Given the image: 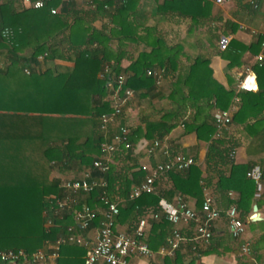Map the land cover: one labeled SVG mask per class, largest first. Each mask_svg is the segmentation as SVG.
Listing matches in <instances>:
<instances>
[{"label":"trees","instance_id":"trees-1","mask_svg":"<svg viewBox=\"0 0 264 264\" xmlns=\"http://www.w3.org/2000/svg\"><path fill=\"white\" fill-rule=\"evenodd\" d=\"M96 1L95 7L89 5L86 10L75 0H45L42 8L27 7L23 0H0V249H25L31 253L41 248L48 238L55 241L59 235L67 233V228L75 221L73 208H66L61 216L55 217L50 230L44 225L47 222V215L42 214L45 206L53 201V197L65 196L61 187L63 181L50 179V175L57 168L76 171L92 165L94 158L101 153V144L112 139V135L106 138L97 128L102 115L113 110L112 96L120 74L129 73L126 86L134 94H159L158 97L170 100L171 105V108L163 109L160 119H144L145 133L141 127L130 133L133 144L143 134L149 139H163L178 123L187 124L185 116L190 103L194 104L198 114L209 109L200 123L189 126L200 139L210 140L218 131L213 110L227 108L234 97L233 91L227 90L213 77L207 54L201 52L190 59L182 45L170 46L155 34V25H148L152 13L140 8L139 0ZM172 2L183 5L180 13L195 22L204 24L214 19L210 15L212 3L209 0H166L164 4ZM106 4L108 8H105ZM189 8L191 12L185 10ZM52 9L56 12L53 13ZM193 9L199 12H192ZM97 18L110 19V23L98 29L92 24ZM111 24L115 26L111 27ZM225 25L226 35L237 27L232 20ZM6 28L13 31L9 41L2 36ZM212 32L211 42L220 38L218 27ZM115 38L118 40L116 47L112 45ZM262 41L260 38L246 47L232 39L222 55L234 65L240 60L239 56L241 58L239 53L247 49L258 52L256 49L262 48ZM140 43H145L146 48L140 50ZM58 51L74 64L56 63ZM126 56L131 64L124 67L121 62ZM186 59L188 63H185ZM107 66L110 72L101 77ZM149 71L152 74H148ZM255 71L260 91L240 92L241 105L232 117L233 122H243L247 117L257 119L254 125L264 121L261 115L264 111V60L257 62ZM155 73L172 75L168 81V93L157 90ZM109 81H113L112 86L108 85ZM131 104L132 97L116 117L115 131L126 126V109ZM258 127L247 125V130L259 132L262 142L255 149L263 153L264 128L259 131ZM232 151L233 147H227L221 137L213 140L207 155V168L214 171L213 175L203 179L195 159V163L186 169H174L162 175V178H168L171 187L135 199L129 198L131 186L133 181L135 185L141 183L145 171L139 170L132 178L122 181L112 162L105 175L109 193L116 191L119 180L122 181L121 194L126 197V204L120 205L115 229L125 216L141 215L152 207L154 215L160 216L161 221H152V231L146 241L152 249L164 244L170 222L160 206L161 200L172 202L176 195L184 201L190 196L203 199L202 186L212 185L216 175L223 176L224 170L220 171L219 166L230 168L233 165ZM129 152L132 153L133 149ZM255 164L260 166L264 178V155L251 162L248 170ZM93 172L98 174V171ZM158 185L157 181L156 187ZM100 194L101 191L96 189L80 195L81 202L98 209L91 227L101 223L103 218L104 204ZM81 248L75 243L63 244L60 264H73L70 259L75 252L77 261L83 263L85 257L81 259L80 256L86 254V248ZM70 249L75 251L70 252ZM179 251L174 257H166L163 264H180Z\"/></svg>","mask_w":264,"mask_h":264},{"label":"crops","instance_id":"crops-1","mask_svg":"<svg viewBox=\"0 0 264 264\" xmlns=\"http://www.w3.org/2000/svg\"><path fill=\"white\" fill-rule=\"evenodd\" d=\"M79 2V7L88 9V4L85 0H75ZM166 0H139L140 8L152 13L149 18L148 25H155V34L161 36L168 45H182L185 51L193 59L195 55L199 53L207 54L210 60V67L213 71V77L222 84L227 90L233 91L234 97L227 108H217L213 110V114L218 110H228L231 112L232 117L235 112L240 109L241 105V91H253L258 93L260 91L257 74L255 71V65L257 64V56L263 52V49L257 48L258 52L246 50L243 53H239L238 63L231 65V60L222 55V51L226 49L232 39L237 40L242 45L249 47L256 43L260 38H263L264 33V0H225L223 3H218L216 0H209L212 3L211 17L214 18L212 22H204L201 24L195 22L188 15L180 13L183 5L180 3L164 4ZM172 1V0H169ZM260 7L257 8L256 6ZM165 8V10H163ZM186 11L190 8L185 9ZM188 12V13H189ZM192 12H199L198 9H193ZM110 19L97 18L92 23L94 27L102 29L105 23H110ZM232 20L236 25V29L233 32L224 34L226 29V22ZM211 23V24H210ZM115 26V24H111ZM219 28L220 38L211 42V33L213 29ZM212 28V29H211ZM256 31V33L253 32ZM7 40V39H6ZM9 41V40H8ZM221 41L226 43V47L221 46ZM112 45L116 47L118 40L115 38ZM140 50L146 48L145 43L138 44ZM256 48V47H255ZM138 53H135L137 56ZM1 59H5V56H1ZM39 59H44V56H39ZM185 61V60H184ZM55 62L66 66H72L74 62L65 56L61 51H58L55 57ZM185 63H188L186 59ZM122 66L127 67L131 64V60L128 56L123 58L121 62ZM249 71H253L256 76V88L254 90L240 89L239 82L244 78ZM160 84H158L157 90L163 93H168V81L170 76H163L159 73ZM165 82L167 84L165 85ZM156 92V91H155ZM160 93L163 94V93ZM154 93V91L152 92ZM159 95V94H158ZM158 95H140L134 94L132 96V104L126 109V126L130 129V132H134L138 127L143 129V133L146 131V122L144 119L151 117V119H160L164 110L171 108L169 104L170 100L164 97H158ZM112 99V98H111ZM193 103L188 104L186 111L185 123H178L163 139L160 140V145L150 152L149 148L154 145V139H149L144 134L140 137L137 143L133 144V152L128 153L124 149H120L113 155V168L116 171V175L125 181L126 178H132L133 173L143 170L145 176L149 173L150 169L155 167L158 163L165 162L171 159L176 154H185L194 157L196 163L202 171L203 179L208 175H213L214 171H209L207 168V155L211 141H215L218 138H222L227 147H233L232 157L233 165L225 167L220 165V171H223V176L213 177L212 185L204 186V181H200L203 188V199L198 200L195 196H190L186 199V202L193 208L200 210L204 201L205 192L209 191L213 197L217 208L221 211V216L215 221L213 227V236L209 243H199L197 250L194 249V241L192 240L196 235V226L194 223H181L179 228L182 234L185 236V241L179 248V253L182 261L180 264H258L264 262V178H262V191L260 196H257V183L255 180L248 176V165L254 161L260 159L263 153L256 151L255 146L262 142V137L258 132L254 130H247V125L262 130L264 128V121L254 125L257 122L255 117H247L243 122H233L222 129L220 137L216 136L217 130L211 135L210 140L200 139L198 133L195 130H190L192 123H200L205 117L209 109H203L200 114L196 111ZM259 108L257 109V111ZM256 111V110H254ZM253 112V111H252ZM264 116V111L262 114ZM264 118V117H263ZM244 119V118H243ZM216 121V120H215ZM102 121L100 122L97 131L103 136L111 137L118 131L115 127L117 124L109 123L106 128H103ZM190 125V126H189ZM189 127V128H188ZM158 139V138H157ZM101 155V153H100ZM99 155V156H100ZM97 156V157H99ZM96 158V157H95ZM91 165L84 166L83 170L73 171H61L60 169H54L50 175V179L65 181L67 179L78 178L89 169ZM254 167H259L255 164ZM253 169V168H252ZM212 173V174H211ZM145 176L142 178L144 180ZM164 177V176H163ZM166 177L158 180L157 190L164 191L171 187V183L167 182ZM117 180L116 191L110 192V195L120 202L121 206L126 204V197L121 194V182ZM135 186L133 184L131 188ZM118 190V191H117ZM177 195L173 198L176 201ZM172 200V202H174ZM237 205L239 214L242 220L246 224V232L241 237H234L230 231L229 218L227 211L231 205ZM255 205L258 206L259 219L255 220L253 215L255 213ZM45 206L42 214H46ZM50 212V211H49ZM47 215V214H46ZM49 215H52L51 212ZM48 215V216H49ZM145 219L148 222L147 237L151 234L152 221L160 220V216H155L153 208L149 207L145 209V212L141 215H130L124 217L118 224L117 230L124 232H133L139 220ZM70 224V226L76 227L77 221ZM70 221V220H69ZM45 228L50 230L53 226H49L44 222ZM98 222L95 226H92L85 232L86 237L93 238L99 227ZM173 225L170 222V230ZM161 231V230H159ZM168 233V235H169ZM166 236V239L168 237ZM61 236V235H59ZM54 239L48 238L43 246L39 249L45 250L47 253L52 251V243ZM250 242L251 250L249 253H243L242 247L245 242ZM166 243V242H165ZM164 244H159L154 249L156 252ZM82 245H80V248ZM82 248L85 249L83 246ZM81 248V249H82ZM12 249V248H11ZM37 249V250H39ZM75 249H70L72 252ZM83 250V249H82ZM36 251V250H35ZM65 252L66 248L64 249ZM34 252V251H32ZM71 254V253H70ZM71 256L70 261L73 264H82V261H77V257ZM86 255V254H85ZM81 255V259L85 257ZM70 257V256H69ZM169 256H162L156 253L152 258H143L139 256H132V264H163L164 259ZM61 255L56 258H50L48 264H60ZM0 264H29L27 262L19 263H0Z\"/></svg>","mask_w":264,"mask_h":264},{"label":"built area","instance_id":"built-area-1","mask_svg":"<svg viewBox=\"0 0 264 264\" xmlns=\"http://www.w3.org/2000/svg\"><path fill=\"white\" fill-rule=\"evenodd\" d=\"M88 5L95 7L96 0H85ZM218 3H223L225 0H216ZM27 7L42 8L45 6V0H23ZM109 5L106 4L105 8ZM55 13L56 9H52ZM254 33L256 31L253 30ZM13 31L6 28L2 32L3 38L10 40ZM221 46L226 47V43L221 41ZM263 52L257 56L258 62L264 60V33L262 41ZM28 71V70H26ZM110 72L109 66L101 73V77ZM148 74H152L151 71ZM157 83L160 84V75L155 73ZM129 73L120 74L116 78L117 87L113 94L114 107L110 113L102 115V127L106 128L109 123H116V117L122 112V107L134 95L131 88L126 86V81ZM108 85L112 86L113 81H109ZM240 89L254 90L256 88V76L253 71L240 80ZM215 120L218 125L217 137L222 134V129L232 123V114L228 110H218L215 114ZM130 129L128 126H120L119 131L112 136L109 141H104L101 144V155L94 158L92 165L87 169L81 177L67 179L61 183V187L65 191L63 197H53V201L49 203L45 209L47 214L46 224L52 226L54 218L61 216L66 208H73L76 227L69 226L67 233L57 237L52 243V251L47 253L43 249L34 252H28L25 249H0V263H21L29 264H48L50 258L56 259L60 256L61 247L65 243H75L86 248V255L82 264H132L131 257L136 255L143 258H152L156 253L162 256L174 257L177 250L185 241V236L182 234L179 225L181 223H194L196 226V235L192 239L194 249L197 250L199 243L207 244L213 236V227L215 221L221 216V211L216 207L213 195L205 192L204 201L200 210L191 207L181 197L175 202H169L162 199L160 206L166 216V219L172 223L173 227L163 245L157 252L152 249L146 241L148 222L145 219L139 220L133 232L118 231L115 229L116 218L120 213V202L114 199L108 190V181L105 175L110 169L113 162V155L120 149L129 152L134 148L130 141ZM160 145V140L156 139L154 145L149 148L152 152L155 147ZM195 163L192 156L185 154H176L171 159L158 163L151 168L140 184L135 185L130 192L129 198L135 199L145 193H154L157 190L156 182L170 170H181L190 167ZM93 171H98L94 175ZM248 176L257 183V196L259 197L262 191V173L259 167H254L248 172ZM99 189L101 191L100 199L104 204L103 218L93 238H88L83 235V231L89 229L98 216V209H95L87 203L81 202V194H89L92 191ZM80 207H76V205ZM51 212L52 215H49ZM229 218V227L234 237H241L246 232V224L239 214L237 205L233 204L227 211ZM49 215V216H48ZM251 250L250 242H245L242 251L249 253ZM258 264H264L258 263Z\"/></svg>","mask_w":264,"mask_h":264},{"label":"water","instance_id":"water-1","mask_svg":"<svg viewBox=\"0 0 264 264\" xmlns=\"http://www.w3.org/2000/svg\"><path fill=\"white\" fill-rule=\"evenodd\" d=\"M254 209H255V213H254V215H253V218H254L255 220H257V219H259L258 206L255 205Z\"/></svg>","mask_w":264,"mask_h":264},{"label":"rangeland","instance_id":"rangeland-1","mask_svg":"<svg viewBox=\"0 0 264 264\" xmlns=\"http://www.w3.org/2000/svg\"><path fill=\"white\" fill-rule=\"evenodd\" d=\"M167 84V82H165V85Z\"/></svg>","mask_w":264,"mask_h":264}]
</instances>
